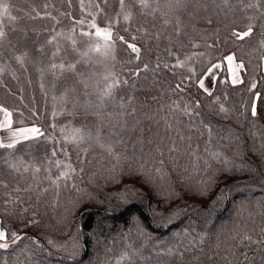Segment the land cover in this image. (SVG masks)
I'll use <instances>...</instances> for the list:
<instances>
[{
	"label": "trees",
	"instance_id": "trees-1",
	"mask_svg": "<svg viewBox=\"0 0 264 264\" xmlns=\"http://www.w3.org/2000/svg\"><path fill=\"white\" fill-rule=\"evenodd\" d=\"M148 3L125 0L122 10L119 0H0L8 5L0 106L13 127L40 131L0 148V180L9 190L32 187L13 193L23 201L14 208L0 196V227L24 237L0 249V264H22L25 255L27 264H116L125 252L121 264H264V0L243 10L238 0ZM33 8L44 18L31 19ZM95 9L116 17L108 64L120 83L110 94L86 79L92 37L79 29ZM249 23L250 37L233 36ZM228 54L244 64L242 83L229 84L223 65L209 96L198 81ZM177 59L185 65L172 67ZM76 129L74 142L66 134ZM17 162L19 173L9 167Z\"/></svg>",
	"mask_w": 264,
	"mask_h": 264
},
{
	"label": "snow or ice",
	"instance_id": "snow-or-ice-1",
	"mask_svg": "<svg viewBox=\"0 0 264 264\" xmlns=\"http://www.w3.org/2000/svg\"><path fill=\"white\" fill-rule=\"evenodd\" d=\"M141 9H145L148 8L150 5L148 3V0H138ZM176 5L179 6L180 5V0H175ZM238 2H240L242 4V9L244 8H252V7H256L259 8V0H257V2L255 4L249 3L244 5L243 4V0H238ZM120 3V8L123 10L125 7V0H119ZM223 3L225 6L228 5L229 0H223ZM0 7L3 8V11L5 13L8 12V5L7 4H0ZM45 8L48 7V5L44 6ZM153 11H156V9H154ZM33 12L36 13L35 16L30 17L31 19H36V18H41L43 19L44 16H41L40 12L36 11L35 8H33ZM46 15L50 16V13H47ZM119 15V14H117ZM53 20H55V17H51ZM11 19H15L14 17H11ZM124 21H128L131 19V12H128L127 14H125L123 16ZM249 21H251L253 18L249 17L248 18ZM168 21L165 20V24H167ZM90 27L95 29V37L97 38V46L95 48H93V51L96 52H101V47L103 48V55H110L111 52L113 51V38H112V32L110 30V26L109 27H105V28H100L98 27L95 23L90 24ZM253 27L254 25L252 23H249L247 26V29L243 32H238V31H234L232 34L233 36H235L238 40H243L246 37H250L253 33ZM177 34H179V22H177V28H176ZM82 35L84 36H89L90 34L87 32L82 33ZM5 36V33L3 31H0V38H3ZM55 39V37H53V40ZM69 39H72L71 37H69ZM119 39H123V37H119ZM135 39V38H133ZM53 40H49L48 43L51 44L53 42ZM102 40L103 41V45L101 46L99 41ZM73 46H75V40H72ZM194 47H198V45H193ZM261 46H264V40L261 41ZM129 48H131V50L135 53H137V59H139V52L140 49L137 48L134 44H129L128 45ZM56 53H54L53 55H55ZM26 55V54H25ZM17 61L23 63V57L21 56H17L16 57ZM188 59H191V57H188ZM227 61L231 64L234 61V56L230 55L228 57H226ZM186 61L185 60H179L177 59V62L175 65H173L172 67H183L185 65ZM53 68L56 67V65H52ZM61 68H63L64 66L61 64L60 65ZM70 68L73 66H69ZM157 67H159V65H157ZM165 67H168V65H165ZM213 67L215 68H219L220 65H214ZM244 67L243 62H240L239 64L236 65L235 70L233 69H229L230 72L233 73V79H232V84H239L242 83V80L239 78L238 75V70L242 69ZM148 68V64L144 65V69L146 70ZM136 75H139V73H136ZM120 81L113 76V83L109 85V89L108 92L106 94H110L111 93V89L117 85H119ZM124 83H127V81H124ZM201 87H203V82L201 81L200 84ZM43 87V85H42ZM180 86L177 85V88H179ZM252 88H255L256 85L252 84L251 86ZM204 91L211 96L212 93L211 91H209L208 89H204ZM219 97H216L212 103L213 104H218L219 108H218V113L220 114H225V118H226V114L228 113V109L225 107L224 104L219 103ZM196 108H199V102L197 101L195 104ZM179 108V106H177V109ZM0 112L4 113L5 119L4 121L0 122V130H4L7 135L4 138H0V148H4V149H15L16 145L21 143V140H29L30 138H33L36 136V134L39 133V129L37 128H22V129H13L12 128V121L11 119H9V117L11 116V113L5 109L0 107ZM183 112L185 115H192V112L189 110V108L186 106L183 109ZM251 114L252 116H256L257 112H256V108L255 105H253L252 109H251ZM196 115H199V113H196ZM207 127V126H206ZM79 129H76L75 132H79ZM208 131L211 132V128L208 127ZM255 135V134H252ZM73 139H75V137H73ZM262 140H264V137H262ZM103 147V146H102ZM261 149H264V143H261L260 145ZM171 151H175V146H173L172 149H170ZM108 152L111 154L112 153V149L108 148ZM53 155H55V153H53ZM22 163V162H21ZM63 162L62 161H56L57 166L59 167ZM161 163H163V161H161ZM9 167L11 169H13L15 172L19 173L21 171L20 166H18L17 164H13V163H9ZM65 167L67 169H69L71 172H75V169H73L71 167V164H67L65 165ZM40 168L36 167L33 169V171L35 173H39L40 172ZM83 169H81L82 171ZM29 171V166H24L23 167V172H28ZM157 171H159V169H157ZM69 176V172L65 171V172H61L60 175L57 177L56 180H53L52 183L53 184H57L58 180L62 177H68ZM0 189H4L5 191L0 192V196H6L7 199L3 200V206L5 207H15L18 204H22L23 201L21 199L20 196H13V193H20L21 191L23 192H28L30 190H32L31 185L27 188H20L19 186L13 187L9 190V185L7 182L0 180ZM42 191H47V189H42ZM24 211H27V208L23 209ZM33 223H35V221H32ZM9 239H11V243L12 244H16L18 241L24 239V237H21L19 235H17L15 232L9 234L5 229L0 228V249L3 250H7L10 245H9ZM245 239H250V237H245ZM35 243V241H34ZM49 243H52V241H49ZM171 252V250H169ZM130 259L129 255L127 252H125L124 254L121 255V257L119 258V260H117L116 264H121L122 261L124 260H128ZM30 260V257H28L27 255H25L24 257V262H22V264H27V262Z\"/></svg>",
	"mask_w": 264,
	"mask_h": 264
},
{
	"label": "rangeland",
	"instance_id": "rangeland-1",
	"mask_svg": "<svg viewBox=\"0 0 264 264\" xmlns=\"http://www.w3.org/2000/svg\"><path fill=\"white\" fill-rule=\"evenodd\" d=\"M93 6H95V5H93ZM4 16L6 17V15L3 13L2 7H1L0 21L3 20V18H5ZM115 18L116 17L109 18V17H104L101 14L99 15L98 11H96V9H95V10H92L90 12V14H88L87 23L84 24L87 27H81L79 29L82 32L89 33L91 35V37H92L91 41L87 45V49H85V52H90V54L89 53L88 54L87 53H83V54H85V57L88 58V60H89V62H88L89 64L87 63L88 73L86 74L88 76V78H86V79H87L88 83L91 84V86L94 87V88H96L98 85L101 86V84L105 85V88H106L108 85L113 83V78H112L113 76H112V73H111V70H110V66L108 64V60L111 59V61H112L113 51L111 52L110 55L106 56V55L102 54V52H103V48L102 47H101V52H96V51L92 50L93 48H95L97 46V38L94 35L95 29L91 28L90 24L95 23L98 27L105 28V27H109L110 23L112 24L113 22H115V20H116ZM110 30H111V28H110ZM99 43H100L101 46L103 45V41L102 40H100ZM78 60H80V56L79 55H78ZM213 63H215V62H213ZM211 65H209V67ZM1 72H3V70H1L0 73ZM104 75H105V77H104ZM106 78L108 79L109 82H107L105 80ZM95 79H96V81L94 82ZM198 86H199V84H198ZM24 126H33L34 128L39 129V127L36 126L35 124L24 125ZM19 127H22V126H19ZM39 134H40V131L33 138H36L37 136H39ZM66 137L70 138L71 140H74V142H77V141L81 140V136L79 135L78 132H75V130H73V132H70V133L66 134ZM73 137H75V139H73ZM33 138H30V139H33ZM19 163L20 162H17L16 164L19 165Z\"/></svg>",
	"mask_w": 264,
	"mask_h": 264
},
{
	"label": "crops",
	"instance_id": "crops-1",
	"mask_svg": "<svg viewBox=\"0 0 264 264\" xmlns=\"http://www.w3.org/2000/svg\"><path fill=\"white\" fill-rule=\"evenodd\" d=\"M230 55H233V54H228V55H226L223 58L222 61H217V62L213 63L207 69V71L203 74V76L199 79V81H198L199 86L201 84V81L203 82V87L200 86V88L203 91H204L205 88L208 89L209 91H212L213 90V87H214V84H215V80H216L218 74L220 73L223 65L226 68L227 81L229 82V84L234 85V84H232L233 73L230 72L229 69L231 68V69L235 70L236 65L239 64V62L237 60H235V58H234V61L230 64L227 61V59H226V57H228ZM217 64L220 65L219 68L213 67L214 65H217ZM241 70L242 69H239L238 70V75H239V78L242 80ZM262 71H263V76H264V59H263V63H262ZM235 85H238V84H235ZM4 119H5L4 113L3 112H0V122L4 121ZM9 119H11V116L9 117ZM12 128L13 129H22V128H34V127L33 126H24V127L23 126L22 127H15V126L13 127L12 126ZM6 135H7V133L4 130H0V138H4ZM21 141H24V140H21Z\"/></svg>",
	"mask_w": 264,
	"mask_h": 264
}]
</instances>
